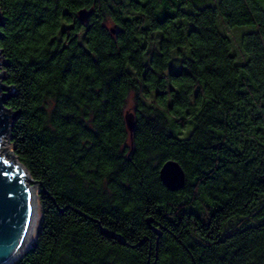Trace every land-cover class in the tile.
Here are the masks:
<instances>
[{"label": "trees", "instance_id": "obj_1", "mask_svg": "<svg viewBox=\"0 0 264 264\" xmlns=\"http://www.w3.org/2000/svg\"><path fill=\"white\" fill-rule=\"evenodd\" d=\"M198 1L0 0L6 137L42 208L12 264H264V0ZM220 14L258 24L243 61Z\"/></svg>", "mask_w": 264, "mask_h": 264}, {"label": "water", "instance_id": "obj_2", "mask_svg": "<svg viewBox=\"0 0 264 264\" xmlns=\"http://www.w3.org/2000/svg\"><path fill=\"white\" fill-rule=\"evenodd\" d=\"M93 9L82 8L80 18L87 21ZM2 17L0 14V26ZM3 54L0 49V75ZM12 89L0 80V264H12L36 240L42 217L38 189L40 182L17 157L6 137L14 116L6 106ZM128 129L133 134L135 114L127 110L125 114ZM160 177L170 190H179L186 183V173L176 159L166 160L160 168Z\"/></svg>", "mask_w": 264, "mask_h": 264}, {"label": "rangeland", "instance_id": "obj_3", "mask_svg": "<svg viewBox=\"0 0 264 264\" xmlns=\"http://www.w3.org/2000/svg\"><path fill=\"white\" fill-rule=\"evenodd\" d=\"M205 3L206 2H203V1L193 0V2H188V3L184 4L183 8L194 10L195 5L196 6H203V5H205ZM179 20H183V19H179ZM218 22H219L220 26L222 27L221 28L222 31H224L225 33H227L228 35H230L232 37L233 43H234V49L236 50V52L239 53L238 54V61H243L242 52L239 48L240 38H241L243 33L251 31V30H256L258 28V24L257 23H251V24L230 25L229 23H227V21L225 20V18L221 14L218 17ZM128 105L129 106H128L127 110L133 111L132 110V106H133L132 97H130ZM192 128H193V124H191V129ZM261 201L264 204V196H262ZM235 222H236V219L230 221V223H229L230 227H232L235 224Z\"/></svg>", "mask_w": 264, "mask_h": 264}]
</instances>
